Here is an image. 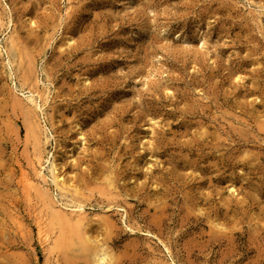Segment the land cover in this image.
Returning <instances> with one entry per match:
<instances>
[{
    "label": "rangeland",
    "instance_id": "rangeland-1",
    "mask_svg": "<svg viewBox=\"0 0 264 264\" xmlns=\"http://www.w3.org/2000/svg\"><path fill=\"white\" fill-rule=\"evenodd\" d=\"M98 247L264 264V0H0V264Z\"/></svg>",
    "mask_w": 264,
    "mask_h": 264
},
{
    "label": "bare ground",
    "instance_id": "bare-ground-1",
    "mask_svg": "<svg viewBox=\"0 0 264 264\" xmlns=\"http://www.w3.org/2000/svg\"><path fill=\"white\" fill-rule=\"evenodd\" d=\"M8 39V38H7ZM10 40V39H9ZM15 40H11V48L13 52L16 51V43L14 42ZM30 97V101L33 102V103H36L37 104V99L34 98V96H29ZM203 127V126H202ZM205 128V127H204ZM204 133V132H203ZM204 135V134H203ZM202 136V135H201ZM198 140V139H197ZM219 159V158H218ZM214 163V162H213ZM212 163V164H213ZM216 163V162H215ZM43 166V165H42ZM217 166V165H216ZM50 169H51V173H52V176H53V181L55 182V184L57 186H59L60 184H64V179L60 178L61 177V174H59L58 172V166L52 162L51 163V166H50ZM109 172V171H108ZM115 177V176H113ZM114 183V182H113ZM66 184V183H65ZM232 186V185H231ZM118 188V186H117ZM234 192V191H233ZM66 206H68L69 208H71L70 212L67 211V210H64L63 208H54V206H52V216L53 218L57 219L60 221H67V222H74L71 224L74 225V226H78V225H81L85 222L84 220V216H83V205L81 204H76V205H70V204H67ZM77 223V224H76ZM218 224V223H216ZM87 226V224H86ZM82 227V226H81ZM72 228V227H71ZM83 229V227H82ZM75 230H77L75 228ZM80 230V228H79ZM79 232V231H78ZM84 232V230H83ZM80 234V232H79ZM88 234V233H87ZM90 238V237H89ZM88 238V239H89ZM102 243V242H101ZM104 246V245H103ZM102 246V247H103ZM102 247H98L99 248V251H97L94 255V259H95V264H112V261L114 260H111L110 259V256L112 255H109V250H105L106 247L102 248ZM102 248V249H101ZM101 249V250H100ZM109 252V253H108ZM113 259V258H112ZM116 261V260H115Z\"/></svg>",
    "mask_w": 264,
    "mask_h": 264
}]
</instances>
